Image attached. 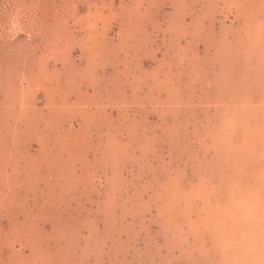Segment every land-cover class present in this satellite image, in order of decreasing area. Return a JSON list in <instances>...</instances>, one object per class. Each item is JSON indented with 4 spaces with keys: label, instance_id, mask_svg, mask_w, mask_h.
I'll return each instance as SVG.
<instances>
[{
    "label": "rangeland",
    "instance_id": "1",
    "mask_svg": "<svg viewBox=\"0 0 264 264\" xmlns=\"http://www.w3.org/2000/svg\"><path fill=\"white\" fill-rule=\"evenodd\" d=\"M0 264H264V0H0Z\"/></svg>",
    "mask_w": 264,
    "mask_h": 264
}]
</instances>
